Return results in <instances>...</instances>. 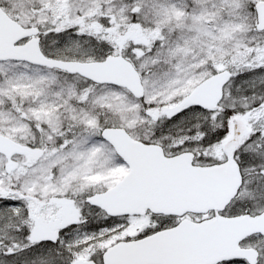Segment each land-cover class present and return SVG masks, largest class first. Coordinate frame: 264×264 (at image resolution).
<instances>
[{"label":"snow or ice","instance_id":"6c2138e0","mask_svg":"<svg viewBox=\"0 0 264 264\" xmlns=\"http://www.w3.org/2000/svg\"><path fill=\"white\" fill-rule=\"evenodd\" d=\"M0 264H264V0H0Z\"/></svg>","mask_w":264,"mask_h":264}]
</instances>
